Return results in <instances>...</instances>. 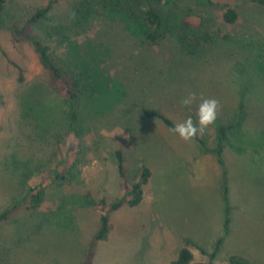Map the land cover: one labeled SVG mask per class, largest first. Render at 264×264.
<instances>
[{"label": "rangeland", "instance_id": "1", "mask_svg": "<svg viewBox=\"0 0 264 264\" xmlns=\"http://www.w3.org/2000/svg\"><path fill=\"white\" fill-rule=\"evenodd\" d=\"M116 1L6 0L0 213L21 202L0 220V264H80L90 251V264H169L183 246L206 264L227 263L232 255L264 264V6L249 0ZM47 5L46 17L25 28L82 78L74 99L57 92L31 43L12 30ZM147 5L164 18L155 43L135 19ZM226 6L238 14L234 23L223 20ZM127 16L139 21L131 30ZM189 92L197 100L181 107ZM200 94L220 104L214 124L198 134L206 145L214 146L216 123L232 127L222 164L143 112L196 123ZM142 167L150 177L141 202L110 211L109 235L96 241L100 200L122 197ZM223 175L229 202L222 197ZM38 191L42 200L32 207Z\"/></svg>", "mask_w": 264, "mask_h": 264}, {"label": "trees", "instance_id": "2", "mask_svg": "<svg viewBox=\"0 0 264 264\" xmlns=\"http://www.w3.org/2000/svg\"><path fill=\"white\" fill-rule=\"evenodd\" d=\"M161 2L163 5L168 6L171 5L174 0H156ZM252 3H255L260 6H264V0H249ZM117 2V1H116ZM6 0H0V24L3 23V10L5 8ZM118 5L122 4L120 0L117 2ZM51 6H43L38 7L35 11L31 14V16L25 21L24 27L22 28H12L14 34H20L31 43L33 46L34 51L37 53L39 62L41 65L47 69L50 73V83L53 87L56 88L57 92L68 99L76 98L82 86V78L79 74L72 72L71 64L67 61L64 62L62 60L58 61L51 52V48L48 44L42 42L39 37L31 31L26 30V26L32 25L36 21L43 19L46 17L47 12L50 10ZM142 16L141 18L137 17L135 19L140 20L139 26L142 27V32L144 38L148 40L150 43H155L157 39L160 37V31L164 25V18L161 14L151 5H147L142 8L141 10ZM126 17V16H125ZM238 14L237 12L226 6L225 11L223 13V20L227 23H234L237 20ZM127 16V20H125V25H127L128 29L131 30L130 24H135L139 22ZM183 25L186 26L187 22L184 21ZM136 26V25H135ZM137 27V26H136ZM138 28V27H137ZM211 35L208 33H204L201 36L203 41H208ZM143 112L147 116H157L162 119V121L169 126L170 128L174 127V123L169 120L168 118L157 114L156 112L143 109ZM239 123V122H238ZM216 131H215V143L214 146L209 147L206 145L205 141L197 135L194 140L198 142L201 147V150L204 152H211L217 156V161L219 164H222V150L224 146V142L227 139V134L229 130L232 128L229 124H222L216 123ZM117 163H118V170L119 175L121 178L127 177L125 172L124 164H123V153L120 149L116 150L115 152ZM150 177V170L147 167H142L141 171L139 172L138 176L135 177L130 183H126L125 194L111 201L107 204L106 199L103 197L100 200L101 205V214H100V224L98 231L95 234L96 241H104L107 239L109 232L111 230V224L109 222V212L113 210L119 209L121 206L126 204L128 207H135L137 206L143 197V190L142 187L145 185ZM222 190L224 196H226V182L223 175L222 178ZM32 200V207L37 206L41 200V191H38L31 196ZM21 201H15L9 208L5 209L3 212L0 213V220L7 219L14 210H16L19 206ZM93 252L90 251L87 254V258L84 262L80 264H90V260L92 257ZM213 255V254H212ZM169 264H206L202 261H195L194 254L192 250L188 246H183L180 248L177 257L171 261ZM221 264H253L248 258L240 256V255H232L227 263Z\"/></svg>", "mask_w": 264, "mask_h": 264}, {"label": "clouds", "instance_id": "3", "mask_svg": "<svg viewBox=\"0 0 264 264\" xmlns=\"http://www.w3.org/2000/svg\"><path fill=\"white\" fill-rule=\"evenodd\" d=\"M197 100L195 92H189L180 100L181 107H189ZM199 104L197 106V122L194 123L191 117L177 122L171 132L177 134L179 138L185 142L194 140L198 134H202L205 129L214 124L217 119L218 110L220 107L219 101L215 98L204 97L200 94Z\"/></svg>", "mask_w": 264, "mask_h": 264}, {"label": "crops", "instance_id": "4", "mask_svg": "<svg viewBox=\"0 0 264 264\" xmlns=\"http://www.w3.org/2000/svg\"><path fill=\"white\" fill-rule=\"evenodd\" d=\"M209 153V152H208ZM220 184H221V180H220ZM226 187H227V185H226ZM222 190V189H221ZM223 191V190H222ZM222 197H223V199H224V201L225 202H229V200H228V194H227V191H226V196H224V193L222 192ZM227 208V211H228V206L226 207ZM229 218H228V216H227V218L224 220V225H225V229L227 230L228 229V225H229ZM221 243V240H219L218 241V244H220Z\"/></svg>", "mask_w": 264, "mask_h": 264}]
</instances>
